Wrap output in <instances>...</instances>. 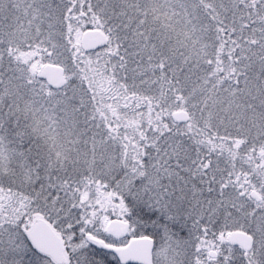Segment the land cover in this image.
<instances>
[{
  "label": "snow or ice",
  "instance_id": "snow-or-ice-1",
  "mask_svg": "<svg viewBox=\"0 0 264 264\" xmlns=\"http://www.w3.org/2000/svg\"><path fill=\"white\" fill-rule=\"evenodd\" d=\"M0 264H264V0H0Z\"/></svg>",
  "mask_w": 264,
  "mask_h": 264
}]
</instances>
